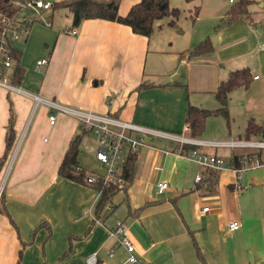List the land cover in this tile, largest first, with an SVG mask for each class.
<instances>
[{
  "label": "crops",
  "instance_id": "1",
  "mask_svg": "<svg viewBox=\"0 0 264 264\" xmlns=\"http://www.w3.org/2000/svg\"><path fill=\"white\" fill-rule=\"evenodd\" d=\"M140 1L122 0L119 15L126 16ZM248 1V12L240 19L258 31L231 33V40L219 37L213 45L223 55L217 64L200 62L203 56L191 58L190 52L174 46L170 33L154 37V30L145 37L129 26L101 19L73 28L67 10L65 19L56 23V13L47 12L45 19L52 26L34 21L27 36L11 43L18 58L2 68V77L20 91L0 86V160L12 113L15 131L0 171V264H87L93 254L96 264H123L126 251L109 235L118 224L132 239L141 264H264V167L238 178L230 170L202 168L167 151L187 155L196 149L224 157L227 164L241 151L229 154L220 147L147 138L152 147H139L133 154L134 181L121 190L118 208L106 211L121 191L98 217V190L59 175L70 143L79 138V166L102 177L105 166L96 160L92 134L73 116L57 111L51 124L50 107L33 97L182 138L242 139L250 119L264 121V0ZM43 59L47 63L37 69V61ZM18 67L23 78L15 85ZM243 68L250 70L253 81L248 89L230 94V125L192 137L189 106L204 108L198 106L203 96H215L220 83ZM163 181L169 188L159 194L157 185ZM205 207L209 213L202 212ZM234 221L241 227L231 231L228 224Z\"/></svg>",
  "mask_w": 264,
  "mask_h": 264
},
{
  "label": "built area",
  "instance_id": "2",
  "mask_svg": "<svg viewBox=\"0 0 264 264\" xmlns=\"http://www.w3.org/2000/svg\"><path fill=\"white\" fill-rule=\"evenodd\" d=\"M237 1L228 0L230 4H235ZM12 3L17 8L16 16L8 17L0 13V86L19 92L20 90L9 85L2 77V68L12 65L11 43L27 36L30 31L29 27L34 21L39 20L48 27L52 26V23L45 19V14L51 11L52 3L47 0H12ZM71 33L77 34L76 31H72ZM46 63V59L39 60L36 63V68L39 69ZM33 97L36 102L44 103L50 107L51 113L49 119L51 124H54L56 121L55 112L57 111L73 116L80 122L83 130H87L93 135L97 143L96 160L105 166V172L102 175L104 185L118 184L122 187L123 165L128 154H135L139 147H152L150 143L146 142L147 138L165 139L173 143L179 142L182 144L220 147L233 152L241 151L243 154L238 156L242 160V166L240 167H237L233 162L227 164L224 159L216 155H209L197 150L191 151L187 155L180 152L172 153L167 151V153L185 157L202 168L230 170L238 178H240L242 172L264 167V139H237L227 142L198 141L125 122L107 114H98L62 105L54 101L43 100L37 96ZM96 179L94 175L87 181L89 184H94ZM197 180H201V176H198ZM168 188L169 183L167 181L160 182L157 185V192L163 194ZM237 188L241 189L243 187L238 185ZM1 191L2 188H0V193ZM98 192L100 197L101 191L99 190ZM202 212L209 213V208L205 207ZM240 227L241 224L238 221L228 224V228L231 231H236ZM109 235L126 251V262L123 264H141L135 253V245L122 224H118L114 229L110 230ZM110 255H114V250L110 251ZM86 263L96 264L97 254L87 257Z\"/></svg>",
  "mask_w": 264,
  "mask_h": 264
},
{
  "label": "trees",
  "instance_id": "3",
  "mask_svg": "<svg viewBox=\"0 0 264 264\" xmlns=\"http://www.w3.org/2000/svg\"><path fill=\"white\" fill-rule=\"evenodd\" d=\"M122 0H64L62 2H54L51 12L67 10L72 17V27L77 28L85 20L101 19L107 21H115L123 25L129 26L132 31L141 36L150 37L155 30L157 22L165 18H172L171 24H175L180 15L179 9L171 6V0H141L132 6L126 16L119 15V6ZM248 0H239L233 4L226 14L223 25H231L240 20V17L247 14ZM0 13L8 17L17 15V8L13 5L12 0H0ZM198 15V10L195 12ZM214 47L211 40L200 43L192 50L190 57H201L213 51ZM11 58L17 59L13 51ZM23 78V70L17 68L13 74V83L18 85ZM253 81V76L248 68L239 69L231 72L226 81L220 83L215 97L220 103V108L215 110L204 109L196 106H189L187 122L191 129V136L199 138L203 135L207 123V119L211 116H222L230 125L229 115V96L232 92L245 88L248 89ZM245 138L264 139V121L257 123L250 119L245 130ZM79 138L74 139L59 168V175L69 180L82 184H89L88 179L94 174L88 173L79 166ZM15 141L14 131V115L11 114L7 135H6V151L0 160V171L4 167L5 162ZM186 149V148H184ZM196 150V149H194ZM135 156L129 153L123 166L122 187L118 184L104 185L103 178L95 176L96 182L91 184L92 187L101 191L100 197L95 206L96 216H100L105 208L110 204L113 197L121 190L126 189L134 181ZM232 162L237 166H242L240 157L234 155ZM4 204V195L0 196V210Z\"/></svg>",
  "mask_w": 264,
  "mask_h": 264
},
{
  "label": "rangeland",
  "instance_id": "4",
  "mask_svg": "<svg viewBox=\"0 0 264 264\" xmlns=\"http://www.w3.org/2000/svg\"><path fill=\"white\" fill-rule=\"evenodd\" d=\"M171 6L179 9L180 11V15L176 20V23L171 24L172 18H165L164 20L158 22L156 24L154 37L159 36V33H164L163 35H168L170 33L174 46L178 47L179 50L182 49L184 52L191 53L196 46H198L200 43L207 40L208 38H210L211 41L213 37H216L218 40L219 37H222V41L225 39L231 40L233 38L231 33H255V31H258V28L241 19L233 23V28L229 27L231 25H223L224 20L226 19V14L231 8V4L227 0H171ZM197 10L198 15L195 16V12ZM64 11L65 10L55 12V23L59 19H65L68 13L66 14V12ZM177 33H183V36H180ZM258 50L259 47L258 49L256 47V51ZM222 56L223 55L219 53V50L214 51L213 49L211 53L206 54L205 56H203V58H200V60L202 59V61L200 62H203V60L205 59H209L213 60L217 64L218 58ZM226 56L228 55L225 54V57ZM194 60L197 59H192L191 61ZM219 66H221V63L219 64ZM180 68L181 67H179L178 72H180ZM186 73H188V69L187 72H182L181 77L185 79L187 77ZM197 74L198 73H195V76H197ZM228 76L226 78H228ZM203 97V101H201L198 106L211 110L216 109V107H219V102L217 101L215 96L211 94H206ZM220 124H222L223 127H226L228 125L224 117L211 116L209 118L208 123H206V130L204 131L203 135L208 130H213L214 132L218 131ZM92 136L89 137L90 143L93 145H97L94 140V137ZM240 138L246 139L245 136H242ZM171 143L175 144L173 142ZM219 150L229 152V154L230 152L232 153L231 150L225 148ZM222 158L225 160L224 157ZM123 193L124 192L121 191L117 194V196L113 200V203H111L107 208V213L111 212L109 211V209L113 210V208H118V203L123 198Z\"/></svg>",
  "mask_w": 264,
  "mask_h": 264
},
{
  "label": "water",
  "instance_id": "5",
  "mask_svg": "<svg viewBox=\"0 0 264 264\" xmlns=\"http://www.w3.org/2000/svg\"><path fill=\"white\" fill-rule=\"evenodd\" d=\"M216 40H217V38H216V37H213V39H212V43H213V45H215ZM181 70H182V67L180 68V72H181Z\"/></svg>",
  "mask_w": 264,
  "mask_h": 264
}]
</instances>
